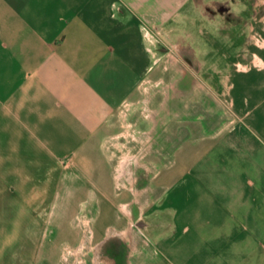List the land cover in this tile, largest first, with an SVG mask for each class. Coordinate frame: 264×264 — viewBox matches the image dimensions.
I'll return each mask as SVG.
<instances>
[{
  "label": "crops",
  "instance_id": "crops-1",
  "mask_svg": "<svg viewBox=\"0 0 264 264\" xmlns=\"http://www.w3.org/2000/svg\"><path fill=\"white\" fill-rule=\"evenodd\" d=\"M205 2L0 0V264H264V0Z\"/></svg>",
  "mask_w": 264,
  "mask_h": 264
},
{
  "label": "rangeland",
  "instance_id": "rangeland-1",
  "mask_svg": "<svg viewBox=\"0 0 264 264\" xmlns=\"http://www.w3.org/2000/svg\"><path fill=\"white\" fill-rule=\"evenodd\" d=\"M206 2L205 3H209L210 5H212L213 7L214 6H216L217 4H220V1L221 2H226L225 4H227V5H229V1L231 2V4L234 6V8L236 9V11H238V12H236V13H240V11L242 10V9H244L245 7H246V3H245V0H205ZM212 1H217V3L216 4H214V3H212ZM201 2V1H200ZM255 7H253V8H251V11L253 10H255L254 9ZM240 10V11H239ZM209 12V11H208ZM207 17V20H208V18L210 17L209 15H206ZM238 16H242L243 17V15H241V14H239ZM252 18H254V16H252ZM252 20V19H251ZM253 21V23L254 24H256L259 20H257V19H253L252 20ZM261 21H263V20H261ZM248 22H251V21H248ZM264 22V21H263ZM244 27H245V25H243V29H242V31H244ZM256 36L260 39V40H262L263 39V37H264V35H262L261 33H256Z\"/></svg>",
  "mask_w": 264,
  "mask_h": 264
}]
</instances>
